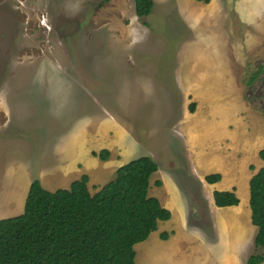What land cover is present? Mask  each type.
Listing matches in <instances>:
<instances>
[{
	"label": "rangeland",
	"instance_id": "rangeland-1",
	"mask_svg": "<svg viewBox=\"0 0 264 264\" xmlns=\"http://www.w3.org/2000/svg\"><path fill=\"white\" fill-rule=\"evenodd\" d=\"M263 22L264 0H155L143 18L135 0H0V219L24 211L35 179L55 191L92 174L88 186L96 193L116 177L124 148L117 158L111 152L127 139L117 141L113 126L124 125L138 139L136 149L125 147L127 160L148 155L159 165L150 196L162 198L170 192L166 182L175 183L189 226L213 233L216 215L225 221L229 211H212L213 192L220 189L204 185L193 166L200 157L192 158L180 125L187 117L191 140L199 118L190 116L208 105L200 96L223 97L218 108L226 107L236 122L235 147L211 139L201 161L212 168L207 174L221 168L226 183L239 184L246 211L252 170L239 160L264 161ZM237 79L248 106L243 116L240 106L228 107L237 102ZM106 129L109 135H101ZM103 149L110 151L106 160L94 154ZM242 214L236 215L244 222ZM161 223L164 231L167 223ZM179 236L171 247L181 250L170 255L182 262L187 244ZM250 248L264 253L255 241Z\"/></svg>",
	"mask_w": 264,
	"mask_h": 264
},
{
	"label": "trees",
	"instance_id": "trees-1",
	"mask_svg": "<svg viewBox=\"0 0 264 264\" xmlns=\"http://www.w3.org/2000/svg\"><path fill=\"white\" fill-rule=\"evenodd\" d=\"M154 6L155 0H135L140 18L150 15ZM189 110H196V102ZM94 154L106 160L110 151ZM259 155L264 159V148ZM158 169L151 156L135 158L120 166L116 177L94 194L86 173L69 188L55 191L43 187L40 179L33 180L24 211L0 219V264H136L135 245L157 230L160 220L172 217L171 210L149 194L151 177ZM205 180L219 182L222 174H207ZM213 197L219 207L240 203L235 190H214ZM249 203L258 230L255 244L264 248V166L250 179ZM169 236L161 233L163 239ZM262 262L264 253L258 252L246 264Z\"/></svg>",
	"mask_w": 264,
	"mask_h": 264
},
{
	"label": "crops",
	"instance_id": "crops-1",
	"mask_svg": "<svg viewBox=\"0 0 264 264\" xmlns=\"http://www.w3.org/2000/svg\"><path fill=\"white\" fill-rule=\"evenodd\" d=\"M212 1L213 0H211L208 4H210ZM263 25L264 22L260 27V31H262ZM260 34L262 36V32H260ZM179 84H181L182 87H184L183 89H188L186 85L181 81ZM187 85L193 86L191 84H187ZM189 89L188 91H190ZM240 94L241 93L239 91V82L237 79L236 92L234 93V95H232V97L236 99L237 102L229 103L228 107L233 106L234 104L240 106L241 110L243 111L241 113L243 116V113L245 112L248 106L247 103L240 98ZM198 96H200V94H198ZM200 99L202 101H205L208 105L206 106V110H204L205 112H202L203 114L190 116V117L199 118L197 119V121H195L193 127H191L192 129V133L190 134L191 140L189 138L188 128L186 127L187 117L185 118V116H183L180 122L184 134L185 135L187 134L186 137L188 139V143H190L191 141L189 153H191L193 159L194 156L196 155L200 157V161L198 162L195 161L194 159L193 166L196 169L197 173L200 175V178L202 179L206 187L209 184H212L216 189L235 190L240 198V203L238 205L221 207L222 209L220 210L229 211V214L225 215L226 217L225 221H221L216 215V218L214 219V223H215L214 232L208 234V232H206L205 230L200 229L199 227H194L197 225L189 226L188 220H186L185 218L186 207L182 205V203L181 206H179V202L176 201L175 199V194L181 196L180 199L182 198L181 191L179 190V188L175 183H174V187L173 186L169 187V185L166 182V186L169 188L170 192L169 193L166 192V194L162 193V195L160 196L163 199L160 197L159 199L161 200L162 204L165 207L171 210L172 217L169 220H160L158 223L159 226L157 231L156 230L153 231L146 240L139 242L135 245V249H136L135 261L137 262V264H246L249 257L255 254L252 253V250L250 248V244L253 243V241H255V231L257 230V227L251 222L252 212H251V208H249L250 179L255 173H257V171L261 167L264 166V161H260L259 165H256L254 161L248 162L246 164L245 159L242 158V160L241 159L239 160L242 163V167L246 165L247 167L249 166V169L252 170L251 172H249L246 181V189H247L246 211L242 209L244 205V199L241 195V189L239 184L235 181H233L232 183H226L225 173L223 169L218 168L219 173L222 174V180L216 183L208 184V182L205 180V176L209 171L212 170V168L205 170L204 164L201 161V157L205 156L209 152L212 145V142H210L211 139L214 142H216L214 140L216 139L220 143L219 145L225 146L226 149H233L236 144L235 134L238 130V127L236 125V122L232 120L231 117L229 116V113L227 114L226 107L218 108L219 103L216 100H221L223 99V97L200 96ZM238 101L240 102L238 103ZM191 113L195 114V111ZM230 125H234V127H231ZM113 127L118 136L117 141H119L120 138L121 140L127 139L126 141H123L121 143L122 146H120V150H116L114 148L111 152L112 155L110 157L117 158V155L119 154L116 153L120 152L124 148V151L121 152L120 158H117V160H121L118 162L120 167L126 164L127 162H129V160H127V155L130 152L125 153L126 151L125 147L128 148L130 146H135L134 148L136 149L138 145V139L136 137L134 138V135H132V133L124 125L123 127L121 126L120 127L113 126ZM101 135L108 136L109 135L108 130L106 129L105 131H103ZM208 138H210L209 143H206V140ZM105 141H109V139L105 138ZM215 157L218 156L216 155ZM91 160L95 161L93 158ZM112 160L113 159H110V161ZM253 163L256 165L255 169ZM114 166H115V161H114ZM89 177H90L89 181H91L93 179L92 174H90ZM161 179H162L161 180L162 184H165V180L163 178ZM72 182L73 181H71V183ZM152 182L153 180L151 179L150 180L151 187L153 186ZM169 183L171 184V182ZM217 207L219 206H217L212 199L211 209L213 212H215V214L217 211H219ZM240 211L246 213V214H242V216H244L246 219L244 222L243 221L241 222L239 216L236 215L239 214ZM228 218H230V220H228ZM165 221L167 223V229L163 231L160 229V225L162 224L161 222H165ZM208 224L210 225L211 221H208ZM223 225H225V227L228 226V228H224ZM165 231L171 232L168 239H163L161 237V233ZM180 232H182L183 234V238L185 239L183 240V242L187 244V249H185L184 260L182 262L178 260L177 262V260L173 258L174 256L170 255V252L181 250L178 245H176L175 248L171 247L172 242H178V238L180 237L179 236ZM261 264H264V262H262Z\"/></svg>",
	"mask_w": 264,
	"mask_h": 264
},
{
	"label": "bare ground",
	"instance_id": "bare-ground-1",
	"mask_svg": "<svg viewBox=\"0 0 264 264\" xmlns=\"http://www.w3.org/2000/svg\"><path fill=\"white\" fill-rule=\"evenodd\" d=\"M248 197V196H247Z\"/></svg>",
	"mask_w": 264,
	"mask_h": 264
}]
</instances>
